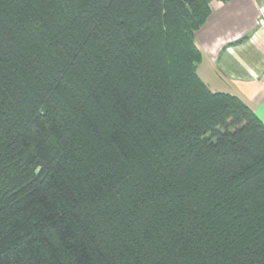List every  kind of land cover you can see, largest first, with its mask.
<instances>
[{
    "label": "trees",
    "instance_id": "obj_1",
    "mask_svg": "<svg viewBox=\"0 0 264 264\" xmlns=\"http://www.w3.org/2000/svg\"><path fill=\"white\" fill-rule=\"evenodd\" d=\"M215 1L0 0V264H264V124L196 72Z\"/></svg>",
    "mask_w": 264,
    "mask_h": 264
},
{
    "label": "crops",
    "instance_id": "obj_2",
    "mask_svg": "<svg viewBox=\"0 0 264 264\" xmlns=\"http://www.w3.org/2000/svg\"><path fill=\"white\" fill-rule=\"evenodd\" d=\"M195 38L217 92L239 98L264 124V0L212 2Z\"/></svg>",
    "mask_w": 264,
    "mask_h": 264
},
{
    "label": "rangeland",
    "instance_id": "obj_3",
    "mask_svg": "<svg viewBox=\"0 0 264 264\" xmlns=\"http://www.w3.org/2000/svg\"><path fill=\"white\" fill-rule=\"evenodd\" d=\"M194 44L196 48L198 49L200 56H201L200 62L198 63L197 68H196L197 75L212 92H217L218 87H219V84H218L219 82H217L216 80H219V79L215 78L216 80H214L213 76H211L210 74H206V72L209 71V67L206 61L207 59L204 58L202 51H201V45L196 40V38H194Z\"/></svg>",
    "mask_w": 264,
    "mask_h": 264
}]
</instances>
